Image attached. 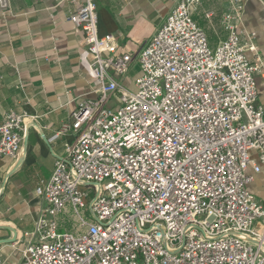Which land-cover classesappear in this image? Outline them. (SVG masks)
<instances>
[{"label":"built area","instance_id":"built-area-1","mask_svg":"<svg viewBox=\"0 0 264 264\" xmlns=\"http://www.w3.org/2000/svg\"><path fill=\"white\" fill-rule=\"evenodd\" d=\"M202 2L178 0L137 54L99 35L97 0L69 14L97 96L56 134L74 140L35 190L44 206L21 264H264V203L249 174L264 171V62L242 29L244 0L228 1L216 48L193 19ZM135 60L132 91L122 81ZM24 132L23 116L0 108L1 160L19 158Z\"/></svg>","mask_w":264,"mask_h":264},{"label":"crops","instance_id":"crops-1","mask_svg":"<svg viewBox=\"0 0 264 264\" xmlns=\"http://www.w3.org/2000/svg\"><path fill=\"white\" fill-rule=\"evenodd\" d=\"M82 0H11V11L0 12V108L24 119L22 152L16 161L0 159V244L2 264H21L32 242L44 206L35 192L48 181L65 144L74 136L56 137L71 120L81 99L95 98L79 56L84 34L69 20ZM178 0H97L99 35L113 34L126 51L137 54L163 26ZM229 0H203L193 15L216 48L228 38L222 18ZM242 29L253 39L264 62V0H244ZM207 14H211L210 17ZM248 40L244 37V43ZM253 59V52H247ZM141 75L137 60L122 84L134 91ZM259 102L264 105V74L257 78ZM253 158L258 156L251 153ZM21 166L12 174L18 160ZM250 191L264 203V171L255 174ZM61 231L72 232L70 215L58 218Z\"/></svg>","mask_w":264,"mask_h":264},{"label":"water","instance_id":"water-1","mask_svg":"<svg viewBox=\"0 0 264 264\" xmlns=\"http://www.w3.org/2000/svg\"><path fill=\"white\" fill-rule=\"evenodd\" d=\"M21 163H22V158H20L18 160V162L16 163V165L14 166L13 170H12V174L15 173L18 168L21 166ZM15 241V239H11L10 241H7V242H0V244H3V243H13Z\"/></svg>","mask_w":264,"mask_h":264}]
</instances>
